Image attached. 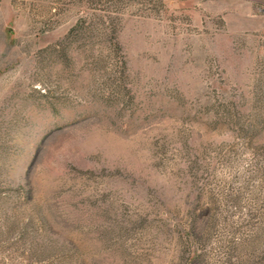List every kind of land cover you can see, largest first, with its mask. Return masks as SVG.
I'll return each mask as SVG.
<instances>
[{"label": "rangeland", "instance_id": "rangeland-1", "mask_svg": "<svg viewBox=\"0 0 264 264\" xmlns=\"http://www.w3.org/2000/svg\"><path fill=\"white\" fill-rule=\"evenodd\" d=\"M0 264H264V0H0Z\"/></svg>", "mask_w": 264, "mask_h": 264}]
</instances>
